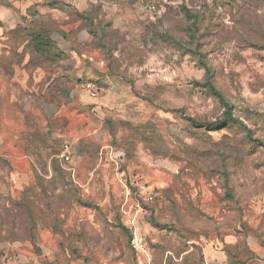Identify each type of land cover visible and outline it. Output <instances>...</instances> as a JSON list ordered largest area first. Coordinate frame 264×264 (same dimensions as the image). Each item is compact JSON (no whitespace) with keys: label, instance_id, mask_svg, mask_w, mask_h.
Wrapping results in <instances>:
<instances>
[{"label":"clouds","instance_id":"clouds-1","mask_svg":"<svg viewBox=\"0 0 264 264\" xmlns=\"http://www.w3.org/2000/svg\"><path fill=\"white\" fill-rule=\"evenodd\" d=\"M0 264H264V0H0Z\"/></svg>","mask_w":264,"mask_h":264}]
</instances>
